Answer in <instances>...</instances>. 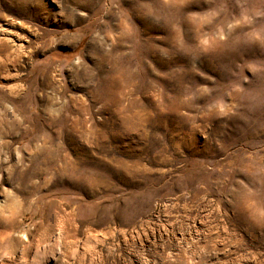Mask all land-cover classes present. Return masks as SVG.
Here are the masks:
<instances>
[{
  "label": "rangeland",
  "instance_id": "1",
  "mask_svg": "<svg viewBox=\"0 0 264 264\" xmlns=\"http://www.w3.org/2000/svg\"><path fill=\"white\" fill-rule=\"evenodd\" d=\"M0 31V264H264V0H0Z\"/></svg>",
  "mask_w": 264,
  "mask_h": 264
},
{
  "label": "bare ground",
  "instance_id": "2",
  "mask_svg": "<svg viewBox=\"0 0 264 264\" xmlns=\"http://www.w3.org/2000/svg\"><path fill=\"white\" fill-rule=\"evenodd\" d=\"M3 32L6 34V31L3 30ZM3 32L0 31V35H3ZM7 46H9L8 43L0 42V51H5Z\"/></svg>",
  "mask_w": 264,
  "mask_h": 264
},
{
  "label": "crops",
  "instance_id": "3",
  "mask_svg": "<svg viewBox=\"0 0 264 264\" xmlns=\"http://www.w3.org/2000/svg\"><path fill=\"white\" fill-rule=\"evenodd\" d=\"M0 162H1V154H0Z\"/></svg>",
  "mask_w": 264,
  "mask_h": 264
}]
</instances>
